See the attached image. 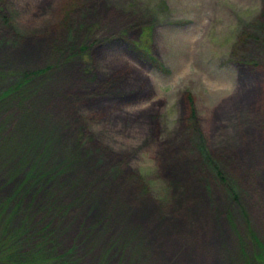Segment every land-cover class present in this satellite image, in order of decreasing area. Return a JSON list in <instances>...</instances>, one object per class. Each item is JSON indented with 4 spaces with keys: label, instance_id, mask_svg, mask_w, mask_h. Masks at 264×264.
I'll list each match as a JSON object with an SVG mask.
<instances>
[{
    "label": "rangeland",
    "instance_id": "obj_1",
    "mask_svg": "<svg viewBox=\"0 0 264 264\" xmlns=\"http://www.w3.org/2000/svg\"><path fill=\"white\" fill-rule=\"evenodd\" d=\"M0 264H264V0H0Z\"/></svg>",
    "mask_w": 264,
    "mask_h": 264
}]
</instances>
